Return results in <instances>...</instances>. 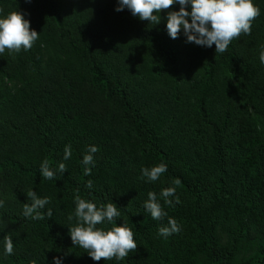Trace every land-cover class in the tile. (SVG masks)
Segmentation results:
<instances>
[{
	"label": "trees",
	"instance_id": "obj_1",
	"mask_svg": "<svg viewBox=\"0 0 264 264\" xmlns=\"http://www.w3.org/2000/svg\"><path fill=\"white\" fill-rule=\"evenodd\" d=\"M253 2L250 34L216 53L171 39V9L155 24L116 12L117 0H0V14L23 13L39 34L31 49L0 54V264H264V0ZM89 145L98 151L85 175ZM44 160L67 169L44 179ZM161 162L160 180L140 178ZM177 179L180 202L168 205L159 193ZM29 190L50 200L41 220L23 216ZM150 191L162 220L143 208ZM76 194L117 205L137 242L124 260L93 261L73 245ZM168 218L181 231L164 239Z\"/></svg>",
	"mask_w": 264,
	"mask_h": 264
},
{
	"label": "clouds",
	"instance_id": "obj_2",
	"mask_svg": "<svg viewBox=\"0 0 264 264\" xmlns=\"http://www.w3.org/2000/svg\"><path fill=\"white\" fill-rule=\"evenodd\" d=\"M178 6L179 10L175 7ZM129 10L134 17L141 21H149L159 24L161 10L166 13V31L171 39H177L182 34L186 43H194L197 46L212 48L215 52L224 53L233 39L241 33L250 34L252 22L260 15V8L253 0H117L116 12ZM155 12V14H154ZM39 38L35 29H30V21L25 19L19 11H11L0 14V54L5 50L20 52L22 49H31ZM259 61L264 64V45L259 51ZM98 151L95 145H89L86 154L83 155L82 164L85 166V175H89L91 167H94V154ZM72 156L70 145H65L63 160L67 161ZM167 164L161 162L152 167H143L140 178L145 182L153 183L160 180L167 172ZM67 169L66 164L60 162L52 168L48 160L40 164V175L47 180H53L57 173L62 174ZM180 180H175L167 187H163L159 196L168 205L179 203L176 196V187ZM88 189L93 188V182L86 184ZM29 204L23 208V216L32 220L44 218L41 210L50 203L48 197L41 198L36 191L26 192ZM76 224L69 227V236L74 246L82 248L93 261L101 259L122 261L132 250L137 248L134 233L127 223L118 225L117 218L121 213L115 203L97 204L96 202L81 198L79 194L74 196ZM3 202L0 201V206ZM144 210L154 220H162L167 212L162 207L156 192L150 191L143 202ZM52 210L48 209L47 216L51 217ZM71 220L72 217L70 216ZM112 225V227H98V225ZM181 231V225L174 218H168L166 225L158 227V236L167 239ZM3 253L12 255L14 251L13 239L5 235L2 239ZM35 264V261L30 262ZM51 264H64L63 256H53Z\"/></svg>",
	"mask_w": 264,
	"mask_h": 264
}]
</instances>
